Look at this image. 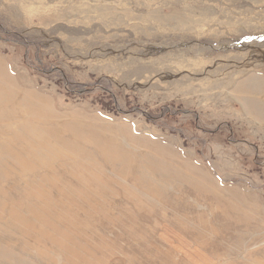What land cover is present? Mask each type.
<instances>
[{
    "label": "rangeland",
    "instance_id": "obj_1",
    "mask_svg": "<svg viewBox=\"0 0 264 264\" xmlns=\"http://www.w3.org/2000/svg\"><path fill=\"white\" fill-rule=\"evenodd\" d=\"M0 264H264V0H0Z\"/></svg>",
    "mask_w": 264,
    "mask_h": 264
},
{
    "label": "water",
    "instance_id": "obj_2",
    "mask_svg": "<svg viewBox=\"0 0 264 264\" xmlns=\"http://www.w3.org/2000/svg\"><path fill=\"white\" fill-rule=\"evenodd\" d=\"M250 40H252V39H250Z\"/></svg>",
    "mask_w": 264,
    "mask_h": 264
}]
</instances>
